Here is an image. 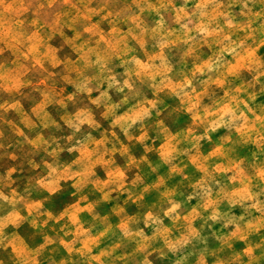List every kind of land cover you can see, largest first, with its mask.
I'll return each instance as SVG.
<instances>
[{
	"label": "clouds",
	"instance_id": "1",
	"mask_svg": "<svg viewBox=\"0 0 264 264\" xmlns=\"http://www.w3.org/2000/svg\"><path fill=\"white\" fill-rule=\"evenodd\" d=\"M0 264H264V0H0Z\"/></svg>",
	"mask_w": 264,
	"mask_h": 264
}]
</instances>
